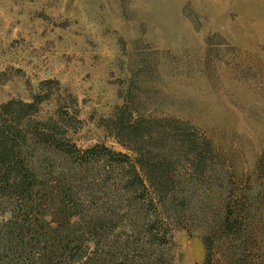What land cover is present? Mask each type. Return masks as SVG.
I'll use <instances>...</instances> for the list:
<instances>
[{"label": "rangeland", "instance_id": "374dc122", "mask_svg": "<svg viewBox=\"0 0 264 264\" xmlns=\"http://www.w3.org/2000/svg\"><path fill=\"white\" fill-rule=\"evenodd\" d=\"M35 95L32 119L51 122L62 145L39 160L40 197L62 189L79 207L89 256L99 245L109 264H201L229 184L262 183L264 0H0V106ZM140 151L176 167L186 194L175 224L148 183H132ZM22 208L0 197V250ZM261 218L264 248V206Z\"/></svg>", "mask_w": 264, "mask_h": 264}, {"label": "trees", "instance_id": "16d2710c", "mask_svg": "<svg viewBox=\"0 0 264 264\" xmlns=\"http://www.w3.org/2000/svg\"><path fill=\"white\" fill-rule=\"evenodd\" d=\"M52 84L47 80L41 86L49 89ZM43 100L35 95L32 101L11 100L0 106V197L14 193L23 201L22 213L15 215L14 212L5 223L2 238L6 245L0 250V264H96L98 260L109 264L108 256H114L113 250L101 253L98 245V257L89 256V245L82 237L92 233V225L81 224L83 217H79L78 206L65 205L62 189L55 196L58 200L47 201L54 197L56 190L51 195L47 193L46 198L40 197L39 160L48 159L47 154H53L50 151L62 147L51 122L32 119ZM206 165L207 161L201 158L195 169L201 171ZM175 170L172 163L147 159L141 156V151L137 161L131 162L128 168L134 185L144 188L147 183L150 185L152 197L159 199V208H167L163 214L172 224L181 213L175 205L176 198L186 194L177 197L181 182L175 177ZM258 172L262 181L258 191L250 186L240 189L232 181L227 193H223V209L215 211L213 215H216L205 225L207 254L201 264H264V248L258 236L263 222L264 156ZM61 182L54 188H60ZM162 195L169 197V203L164 202ZM47 204L51 207L45 208ZM171 207L174 208L169 211ZM157 228L155 240H164L167 234L163 226ZM82 249H85L84 255H73L84 252Z\"/></svg>", "mask_w": 264, "mask_h": 264}]
</instances>
